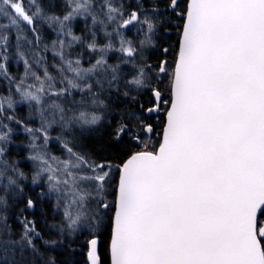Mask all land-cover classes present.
<instances>
[{"label":"snow or ice","instance_id":"snow-or-ice-1","mask_svg":"<svg viewBox=\"0 0 264 264\" xmlns=\"http://www.w3.org/2000/svg\"><path fill=\"white\" fill-rule=\"evenodd\" d=\"M57 7L0 0V264H264V0Z\"/></svg>","mask_w":264,"mask_h":264},{"label":"trees","instance_id":"trees-1","mask_svg":"<svg viewBox=\"0 0 264 264\" xmlns=\"http://www.w3.org/2000/svg\"><path fill=\"white\" fill-rule=\"evenodd\" d=\"M132 2H133V0H124L125 4L132 3ZM46 3L52 4V5H57L58 7L56 8V10H57V12H59L62 8L63 0H46ZM171 19L173 21V25L171 28H169L170 35L163 37V43H164L165 47H169L170 44L174 45L175 41L178 39L175 25L180 23V18L179 17H171ZM83 27H84V23L82 20L74 22V31L76 32V34L80 35L81 29ZM41 34H42L44 43H48L49 46H50V41L56 38L55 33L52 32L50 29H47V27H44L42 29ZM125 35L130 39L135 38L136 37V29L132 28L130 31L125 30ZM98 41L103 43L104 42L103 37L98 36ZM117 46H118V42H117ZM71 51H73V54L75 55L79 52H83L84 49L80 45H77ZM119 55H120L119 53H110L109 54L110 62H115L116 59L119 57ZM47 56H48V60L51 61L52 56H51L50 52L47 53ZM156 56L162 57V54L156 53ZM87 57H89V55L85 54V56H84L85 61L89 59ZM167 59L169 61L172 60V53L171 52L168 54ZM152 63H153V67L155 68V58L153 59ZM85 66H87V64H85ZM20 71H22V69L18 66L17 67V74H19ZM155 82L159 83L160 88H164L167 92L168 80L166 77H160L159 80L155 81ZM5 87L6 86L4 84H0V94H5ZM77 99H79V96H77ZM16 111H17V115L23 116L27 112V106L26 107L25 106L24 107H22V106L17 107ZM32 126H38V122ZM16 135L20 136V138L23 139L26 134L17 133ZM25 143H26V141H25ZM10 147L14 151H19L20 148L23 147V145H21L19 140H18L16 142V144L11 145ZM49 148H50L52 154L59 156L58 150H56V144H54L53 142H50ZM26 215H28V213H26ZM29 218L30 219H36L38 221V225H37L38 228L41 229L42 231H47V229L45 228V225H44V219L41 217L39 209L35 210V215L34 216L30 215ZM48 223H53V221L49 220ZM13 227L16 228L17 230L19 229V225H17V224H13ZM84 244H85V237L78 236V238L75 240V242L72 245L73 248L75 249V251L72 253V256H73L74 261L77 262V264H87V261H86L87 249L84 246ZM100 254H101V258H102V264H110V257H109L108 252H107V236L106 235L102 238V241L100 244ZM61 258H63V257H61Z\"/></svg>","mask_w":264,"mask_h":264},{"label":"rangeland","instance_id":"rangeland-1","mask_svg":"<svg viewBox=\"0 0 264 264\" xmlns=\"http://www.w3.org/2000/svg\"><path fill=\"white\" fill-rule=\"evenodd\" d=\"M72 52H73V51H72ZM87 58H89V57H87ZM161 90L164 91L165 95H167V92H166V90H165L164 88H161ZM17 98H18V97H17ZM21 106H22V107H24V106L26 107V105H24V104H18V105H16V108H17V107H21ZM158 138H159V137H158ZM53 143H54V142H53ZM54 144H55V143H54ZM56 150H58L59 156H62V155H63V153L61 152V150L58 148L57 145H56ZM108 199L111 200L112 197L109 196ZM108 255H109V254H108Z\"/></svg>","mask_w":264,"mask_h":264},{"label":"flooded vegetation","instance_id":"flooded-vegetation-1","mask_svg":"<svg viewBox=\"0 0 264 264\" xmlns=\"http://www.w3.org/2000/svg\"><path fill=\"white\" fill-rule=\"evenodd\" d=\"M163 115H164L163 112L159 113L161 120H163ZM154 140H158V137H155ZM101 260H102V258H101Z\"/></svg>","mask_w":264,"mask_h":264},{"label":"water","instance_id":"water-1","mask_svg":"<svg viewBox=\"0 0 264 264\" xmlns=\"http://www.w3.org/2000/svg\"><path fill=\"white\" fill-rule=\"evenodd\" d=\"M110 257V256H109Z\"/></svg>","mask_w":264,"mask_h":264}]
</instances>
